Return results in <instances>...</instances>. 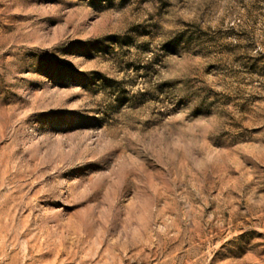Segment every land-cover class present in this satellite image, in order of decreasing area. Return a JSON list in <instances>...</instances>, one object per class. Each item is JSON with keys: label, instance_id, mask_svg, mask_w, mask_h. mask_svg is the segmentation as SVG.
Segmentation results:
<instances>
[{"label": "rangeland", "instance_id": "rangeland-1", "mask_svg": "<svg viewBox=\"0 0 264 264\" xmlns=\"http://www.w3.org/2000/svg\"><path fill=\"white\" fill-rule=\"evenodd\" d=\"M0 264H264V0H0Z\"/></svg>", "mask_w": 264, "mask_h": 264}]
</instances>
